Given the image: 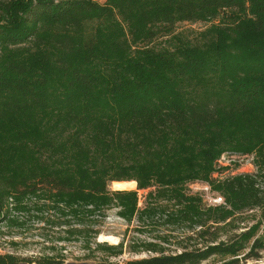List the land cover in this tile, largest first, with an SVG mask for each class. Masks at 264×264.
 <instances>
[{"label":"trees","instance_id":"trees-1","mask_svg":"<svg viewBox=\"0 0 264 264\" xmlns=\"http://www.w3.org/2000/svg\"><path fill=\"white\" fill-rule=\"evenodd\" d=\"M213 22L194 40L177 31ZM224 154L252 156L256 172L213 178ZM195 181L225 204L190 194ZM134 184L152 189L140 212ZM30 205L81 226L70 235L116 209L208 237L174 254L148 243L152 256L123 264H238L246 249L245 259L264 252L261 223L227 243L211 231L264 216V0H0V221ZM121 249L96 244L106 256Z\"/></svg>","mask_w":264,"mask_h":264},{"label":"rangeland","instance_id":"rangeland-1","mask_svg":"<svg viewBox=\"0 0 264 264\" xmlns=\"http://www.w3.org/2000/svg\"><path fill=\"white\" fill-rule=\"evenodd\" d=\"M95 1L103 3L105 0ZM216 23H182L177 26V31H182L189 39L194 40L205 28ZM155 45L162 46L163 42L158 40ZM255 172L252 156L224 154L219 159L212 177L225 178L238 173ZM205 187L208 189L205 190ZM108 188L114 190L110 184ZM127 190L137 191L140 212L148 202L147 193L152 189L137 190V185L134 184L133 188ZM189 192L199 196L202 202L210 207L209 199L220 196L207 183L200 181L192 183ZM29 209L28 212L11 211L10 214L14 217L12 222L0 221V254L17 255L24 260L23 264H37L38 260L44 258L63 259V264H97L99 259H107L111 264H123L152 256L153 253L144 251V246L148 243L156 245L157 249H162L166 254L178 253L183 249L202 248L208 243L207 236L203 238L197 235L199 228L190 229L181 223H166L165 217H161L160 214L152 219H140L138 212L130 222H127L118 217L116 209H111L100 225L89 223L85 227L87 236H81L74 233L67 234L70 229L72 231L81 226L73 222L71 228L58 226L54 224L56 220L48 210L36 209L32 205ZM260 223L256 238H261L264 236V216L262 210L257 209L236 214L230 224L215 225L211 231L217 238L216 242L227 243L241 232L259 226ZM95 231L99 233L95 234ZM97 243H106L113 247L121 243L122 249L118 254L106 256L105 253L96 250ZM248 252L249 250L246 249L244 254L237 256L238 264H259V261L264 259L262 250L255 251V256L245 259L243 256ZM230 259L216 255L201 264H220Z\"/></svg>","mask_w":264,"mask_h":264},{"label":"built area","instance_id":"built-area-1","mask_svg":"<svg viewBox=\"0 0 264 264\" xmlns=\"http://www.w3.org/2000/svg\"><path fill=\"white\" fill-rule=\"evenodd\" d=\"M204 189L207 190L208 188L205 187ZM209 202H210L211 207H217V206H221V205H224L225 204L224 203V199L221 196L211 197L209 199ZM208 207H210V206H208ZM259 264H264V259L263 260H260L259 261Z\"/></svg>","mask_w":264,"mask_h":264}]
</instances>
